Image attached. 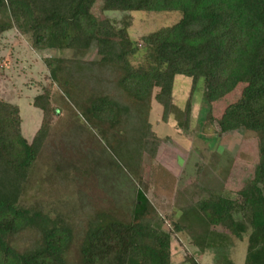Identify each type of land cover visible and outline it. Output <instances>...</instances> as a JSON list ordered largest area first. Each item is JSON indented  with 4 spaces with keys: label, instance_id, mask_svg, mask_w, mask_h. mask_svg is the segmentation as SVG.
<instances>
[{
    "label": "trees",
    "instance_id": "16d2710c",
    "mask_svg": "<svg viewBox=\"0 0 264 264\" xmlns=\"http://www.w3.org/2000/svg\"><path fill=\"white\" fill-rule=\"evenodd\" d=\"M97 1L104 11L179 12L181 19L142 37L141 45L128 38L126 28L117 32V39L101 38L90 13ZM12 27L29 33L36 50L66 49L81 57L46 58L44 63L66 97L76 100V92L87 91L81 115L97 124L102 141L128 174L136 175L143 153L154 157L160 145L149 124L152 100L161 106L163 122L173 116L180 130L190 126L191 95L183 109L173 103L176 76L190 78L194 87L202 80L209 107L244 85L217 125L219 135L242 130L259 135L253 178L236 200L194 187L199 200L182 203L173 232L199 226L194 246L219 254L229 236L210 228L225 226L236 239L247 235L243 264H264V0H0V36ZM92 49L97 58L82 60ZM139 52L144 67L131 64ZM31 105L42 119L28 142L21 134L19 108L0 100V264H68L75 243L76 264H171L170 233L154 228L155 210L105 148L107 157L96 152L94 168L111 186L120 213L82 206L76 212L82 220L74 225L61 213L51 218L39 206L18 203L47 139L49 115L57 111L50 107L49 90L35 96ZM67 128L63 139L76 146L83 128ZM59 164L69 168L57 169L61 181L77 171L61 159ZM24 233L27 245L19 250L15 240ZM221 256L223 264H233ZM188 262L199 264L193 258Z\"/></svg>",
    "mask_w": 264,
    "mask_h": 264
},
{
    "label": "rangeland",
    "instance_id": "374dc122",
    "mask_svg": "<svg viewBox=\"0 0 264 264\" xmlns=\"http://www.w3.org/2000/svg\"><path fill=\"white\" fill-rule=\"evenodd\" d=\"M90 13L98 22V37L117 39V32L126 28L128 38L139 45L142 37L170 27L181 19L179 12L104 11L101 1L92 5ZM46 58L81 57L66 49L36 50L30 34L17 27L0 36V100L19 108L22 136L31 142L41 124L40 110L31 105L35 96L49 90L50 107L57 110L49 115L47 139L18 203L26 207L39 206L51 218L61 213L74 225L82 220V216L76 214L82 206L88 205L95 212L120 213L111 196V186L107 188L106 181H102L94 168L96 152L106 158L102 150L105 148L127 174L129 169L102 141L97 124L82 117L87 91L76 92V100L62 94L58 84L52 82L44 63ZM96 58L92 49L82 60ZM131 64L134 67L147 65L142 52L131 58ZM243 87L238 85L233 92L209 107L203 98L202 80L194 87L190 78L176 76L173 103L183 109L191 95V121L186 131L177 127L173 116L163 122L162 108L152 100L149 124L160 145L154 157L143 153L136 175H128L156 212L154 228L170 233L171 264H190L189 258L199 264H223L222 254L233 264L244 263L247 235L239 240L225 226L210 228L229 236L228 246L216 254L211 250L200 251L194 246L192 237L201 232L199 226L173 232V224L180 219L182 203L199 200L198 195L193 193L194 187L216 191L224 198L236 200L244 183L253 178L259 159V135L245 130L219 135L217 125L224 109L240 98ZM71 125L81 126L84 131L82 140L73 147H69L67 140L63 139L64 134L67 135V127ZM60 159L63 165L69 164L72 166L70 169H77L71 170L68 175L71 180L61 181L58 177L59 167L66 172L69 169L60 166ZM26 236L24 233L20 240H15L17 249L22 250L27 245L24 241ZM76 245L73 244L68 252V264H76Z\"/></svg>",
    "mask_w": 264,
    "mask_h": 264
},
{
    "label": "crops",
    "instance_id": "0c3cea01",
    "mask_svg": "<svg viewBox=\"0 0 264 264\" xmlns=\"http://www.w3.org/2000/svg\"><path fill=\"white\" fill-rule=\"evenodd\" d=\"M173 92H174V89H173ZM157 104V103H156Z\"/></svg>",
    "mask_w": 264,
    "mask_h": 264
}]
</instances>
